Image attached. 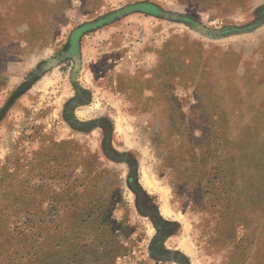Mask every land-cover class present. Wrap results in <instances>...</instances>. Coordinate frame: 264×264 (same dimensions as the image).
I'll use <instances>...</instances> for the list:
<instances>
[{"label": "rangeland", "instance_id": "rangeland-1", "mask_svg": "<svg viewBox=\"0 0 264 264\" xmlns=\"http://www.w3.org/2000/svg\"><path fill=\"white\" fill-rule=\"evenodd\" d=\"M37 57L0 98V264H264V0H0V94Z\"/></svg>", "mask_w": 264, "mask_h": 264}, {"label": "crops", "instance_id": "crops-1", "mask_svg": "<svg viewBox=\"0 0 264 264\" xmlns=\"http://www.w3.org/2000/svg\"><path fill=\"white\" fill-rule=\"evenodd\" d=\"M123 8L120 9V10H117L119 12V15L116 14V11H114V12L110 13L109 15L99 19V21H97L96 23L91 25V28L95 29L98 26L102 25L105 22H108L109 20H111V19H113L115 17H119V16H122V15L130 12V11L126 12L125 10H123ZM136 8L141 9L140 11L149 9L148 7L144 6V3L138 4L136 6ZM86 27H80V29H79L80 32L74 33L73 36L71 35L72 37L70 38L69 43H71L72 41L74 42V48L76 47V52H77V50H80L79 36H80V34H83L82 31ZM63 52H66V51H63ZM53 60L54 59H52L50 57H47V58L37 57V59L34 62L35 67L32 69V73L31 74H27L26 75V79H24L23 82L18 83L17 86H15L14 92L10 93V94H8V93H1L0 94L1 100L2 99L4 100L5 107L6 108L10 107V105H11L10 101H12L13 99H18L20 97H23L27 92H29L30 91V87L35 83L37 77L38 76L42 77L43 73L45 72V70H48V69L51 68V66L53 64ZM34 70H37V73H33ZM10 87H12V86L10 85Z\"/></svg>", "mask_w": 264, "mask_h": 264}, {"label": "trees", "instance_id": "trees-1", "mask_svg": "<svg viewBox=\"0 0 264 264\" xmlns=\"http://www.w3.org/2000/svg\"><path fill=\"white\" fill-rule=\"evenodd\" d=\"M144 6L147 7L148 5H144ZM111 211H112L111 209L108 211H105V210L99 209V206H95L94 208L89 209L83 216H81L79 218V220H80V222H85V223L86 222H89V223H96L97 222L99 224H97V223L96 224L100 226V225H102L100 222H104V221L108 222L109 221V218L111 216ZM99 226L96 228H99ZM93 232L99 233V232L95 231V229L93 230ZM94 233H90V234L95 235ZM85 235H88V233H84V234L79 233V234H77V236H75L76 237L75 239L81 240L84 238ZM98 236H99V234H98ZM158 243L162 244V239L159 238ZM59 258H60L59 255H57L56 258L54 259L55 263L59 262L58 264H64L63 261L60 260ZM69 260H70V262H69ZM78 261H79L78 257L76 255V253L74 252V253H72V256L68 257L67 263L79 264Z\"/></svg>", "mask_w": 264, "mask_h": 264}, {"label": "water", "instance_id": "water-1", "mask_svg": "<svg viewBox=\"0 0 264 264\" xmlns=\"http://www.w3.org/2000/svg\"><path fill=\"white\" fill-rule=\"evenodd\" d=\"M123 10L128 11V8H127V7H124ZM116 14L119 15V12L116 11ZM93 24H94V23H92L91 25H93ZM199 27H201V26H199ZM69 54H70V53H69L68 51H66V52H61V54L58 55L57 57H58V59H62V58H65L66 56H68ZM57 61H58V60L56 59L55 62H57ZM33 73H37V70H34Z\"/></svg>", "mask_w": 264, "mask_h": 264}, {"label": "flooded vegetation", "instance_id": "flooded-vegetation-1", "mask_svg": "<svg viewBox=\"0 0 264 264\" xmlns=\"http://www.w3.org/2000/svg\"><path fill=\"white\" fill-rule=\"evenodd\" d=\"M74 47V42L72 41L71 42V48H73ZM71 48H70V50H71Z\"/></svg>", "mask_w": 264, "mask_h": 264}, {"label": "bare ground", "instance_id": "bare-ground-1", "mask_svg": "<svg viewBox=\"0 0 264 264\" xmlns=\"http://www.w3.org/2000/svg\"><path fill=\"white\" fill-rule=\"evenodd\" d=\"M150 182V181H149ZM151 184V183H150Z\"/></svg>", "mask_w": 264, "mask_h": 264}]
</instances>
